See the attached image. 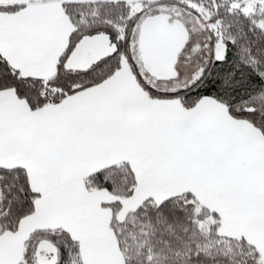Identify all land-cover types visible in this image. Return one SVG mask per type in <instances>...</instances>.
<instances>
[{
  "label": "snow or ice",
  "instance_id": "snow-or-ice-1",
  "mask_svg": "<svg viewBox=\"0 0 264 264\" xmlns=\"http://www.w3.org/2000/svg\"><path fill=\"white\" fill-rule=\"evenodd\" d=\"M0 264H264V0H0Z\"/></svg>",
  "mask_w": 264,
  "mask_h": 264
}]
</instances>
